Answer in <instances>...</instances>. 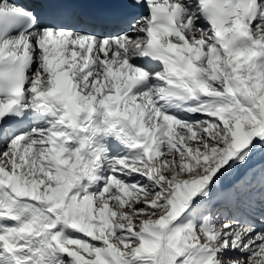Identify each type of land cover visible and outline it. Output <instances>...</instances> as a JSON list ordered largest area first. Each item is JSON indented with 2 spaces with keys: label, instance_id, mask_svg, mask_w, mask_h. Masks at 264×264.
I'll return each mask as SVG.
<instances>
[{
  "label": "bare ground",
  "instance_id": "bare-ground-1",
  "mask_svg": "<svg viewBox=\"0 0 264 264\" xmlns=\"http://www.w3.org/2000/svg\"><path fill=\"white\" fill-rule=\"evenodd\" d=\"M171 1L176 6H185L186 35L163 41L174 64L162 70L147 71L133 63L132 52L146 40L142 25L136 28L134 39L127 37L125 50L110 43L111 70L94 61L87 67L80 48L69 39L59 41L43 33V40L39 42L31 36V45L25 51L18 38L10 39L8 50L27 56L32 65L24 94V106L32 122L24 135L11 137L0 131V245L3 243L12 254L21 255L23 242H30L25 249L26 256H22L24 264H34L32 257L38 259L37 264H43L42 259L45 264H62L64 257L55 252L46 237L57 218L45 207L46 199L37 191V185L68 173L74 181L79 174L80 181H74L77 187H82L88 179L89 193L97 194L98 189L105 192L113 184L116 173L129 172L142 155H158L160 147L171 143L169 137H180V147L187 150L183 138L187 133L195 136L199 124L198 118L187 114L188 110L203 118L199 119L202 123H208L203 126L206 131L211 126L226 129L233 146L232 164L218 170V177H214L207 194L210 199L235 214L239 207L234 183L248 177L254 188L248 209L231 218L236 220L234 227L238 234L234 237L233 252H239L248 241H251L249 246L264 241V124L259 118L260 115L264 119V24L253 25L251 41L255 53L249 62L239 64L227 54L212 60L207 53H216L215 36L209 27L195 25L199 17L192 8L193 0ZM261 13L264 15L263 8ZM60 59L64 62L58 67L56 62ZM62 70L70 80L60 126L51 122L41 124L38 109L43 102L39 101L41 98L48 101L56 94L55 75ZM130 75L147 76L150 91L132 97L120 94ZM181 79L189 82L197 99L188 103L186 98L182 99ZM14 103L13 99H0V121ZM73 118L82 119L84 133L79 138L71 133ZM120 137L126 138L123 146L118 144ZM61 150L65 158L56 160L55 153ZM68 163L71 165L67 166ZM243 165L247 166L232 178ZM96 171H100L99 176ZM74 184L71 182L68 187L73 189ZM137 187L133 185V191ZM68 196L62 198L66 200ZM225 235V238L232 237ZM157 240L160 241L151 238L149 247H156ZM260 256L264 263V245ZM200 262L201 256L193 247L192 253L178 264Z\"/></svg>",
  "mask_w": 264,
  "mask_h": 264
},
{
  "label": "rangeland",
  "instance_id": "rangeland-1",
  "mask_svg": "<svg viewBox=\"0 0 264 264\" xmlns=\"http://www.w3.org/2000/svg\"><path fill=\"white\" fill-rule=\"evenodd\" d=\"M263 22L261 19L259 24ZM259 118L264 124L263 117ZM200 120L197 135L187 133L183 138L187 150L180 147V137H169L171 143L160 147L158 155H142L129 172L116 173L105 192L98 189L97 194L89 193L88 179L77 187L74 181H80L78 173L74 181L68 173L37 185V191L46 199L45 207L58 221L57 228L55 225L49 229L46 237L55 252L64 255L62 264H178L193 247L201 256L200 264L212 260L213 264L263 263L260 254L264 241L253 246L248 245L251 241L245 242L244 248L233 252L238 234L236 220L231 218L247 210L253 200L254 188L248 177L234 183L239 207L235 214L207 195L218 170L232 164L233 146L226 129L211 126L206 131L203 126L208 123ZM55 155L56 160L65 158L62 150ZM246 166L239 167L232 178ZM71 182L73 189L68 187ZM133 185L139 188L133 191ZM65 195H69L66 200L62 198ZM226 233L232 237L225 238ZM154 237L160 241L156 247H149ZM29 244L23 242L24 252L19 255L1 243L0 264H24ZM31 261L37 264L38 259L32 257Z\"/></svg>",
  "mask_w": 264,
  "mask_h": 264
}]
</instances>
